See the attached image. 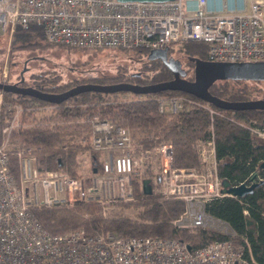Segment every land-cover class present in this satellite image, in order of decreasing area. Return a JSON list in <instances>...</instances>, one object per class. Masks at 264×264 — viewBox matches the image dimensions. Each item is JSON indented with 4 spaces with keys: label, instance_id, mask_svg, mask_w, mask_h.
Wrapping results in <instances>:
<instances>
[{
    "label": "built area",
    "instance_id": "1",
    "mask_svg": "<svg viewBox=\"0 0 264 264\" xmlns=\"http://www.w3.org/2000/svg\"><path fill=\"white\" fill-rule=\"evenodd\" d=\"M211 1L0 0V33L12 34L17 24L39 22L45 39L63 46L150 51L181 41H203L207 60L264 61V0H252L249 6L245 0ZM7 76L2 69L0 82H7ZM156 99L158 111L171 114L193 102L182 95L162 94ZM59 104L35 100L21 104L7 100L0 89V264H258L247 239L236 243L231 225L206 209L213 199L235 196L222 191L212 138L197 142L201 171L175 167L170 142H161L152 151L162 159L161 195L184 202L174 225L213 230L226 238L193 248L175 237L90 234L83 227L53 233L44 227L34 208L83 200L106 209L135 197L132 174L137 161L131 128L103 116L91 103H81L88 108L76 116L40 122L21 118L30 109L49 114ZM56 122L79 126L75 140L90 151L87 175L45 167L39 161V147L21 145L13 135L29 125ZM254 131L264 137V130ZM91 151L99 152V169Z\"/></svg>",
    "mask_w": 264,
    "mask_h": 264
},
{
    "label": "trees",
    "instance_id": "2",
    "mask_svg": "<svg viewBox=\"0 0 264 264\" xmlns=\"http://www.w3.org/2000/svg\"><path fill=\"white\" fill-rule=\"evenodd\" d=\"M28 47H62L75 48L49 43L44 36L41 23L34 22L27 26L17 24L11 34V48ZM207 43L203 41H181L167 46L168 55L185 57L187 74L193 62L189 56L206 59ZM134 51L144 58L140 70L128 72L122 67L118 73L106 78L91 77L84 81H60V77L47 71L33 72L29 79H12L20 85H30L48 92H61L74 85L92 82L110 84L129 82L149 84L168 80L173 77L171 70L160 59H148V49L118 48ZM141 59V58H140ZM1 78V72H0ZM24 79V80H23ZM248 80L223 79L216 80L209 90L212 94L227 100H244L264 98V86L247 84ZM262 82L264 80H253ZM162 94L182 95L193 102L186 103L175 114L158 111L157 96ZM7 99L26 104L28 101L51 103L30 95L4 91ZM123 96V97H122ZM128 96V97H124ZM68 102L73 105H68ZM81 103H91L103 116H107L127 125L137 133L138 147L149 148L167 141L172 145V162L177 168L199 170L202 168L197 151V142L212 138L217 159L218 175L221 179L237 184L246 181L249 175L258 170L264 178V168L259 163L264 160V138L257 135L254 129L264 130V109H224L207 104L206 101L180 90H164L157 93L136 94L130 91L100 92L85 91L62 101L58 109L49 114L39 113L34 109L24 111L21 118L25 120H50L76 116L87 109ZM208 105V106H207ZM213 108L210 112L208 107ZM78 125L56 122L51 124H33L14 132L21 145L38 146L39 161L47 168H63L70 175L77 176V156L88 148L75 140L79 134ZM134 136V135H133ZM74 140V141H73ZM94 163L99 169V152L91 151ZM61 161V165L59 162ZM14 168V164H13ZM152 181V175H148ZM146 174L134 171L132 182L135 202L132 208L134 215L121 212L104 216L98 203L78 200L71 206L39 207L33 211L39 221L53 233H61L68 229L83 227L87 233L112 231L118 236H164L175 237L188 242L191 247L198 248L209 241L224 239L226 235L207 229L178 228L173 220L184 210V202L180 199L164 198L154 189L150 194L142 190V180ZM158 175L155 185H158ZM206 209L223 219L236 231L234 241L242 243L247 239L252 255L258 264H264V181L257 184L251 193L244 196H224L209 201Z\"/></svg>",
    "mask_w": 264,
    "mask_h": 264
},
{
    "label": "water",
    "instance_id": "3",
    "mask_svg": "<svg viewBox=\"0 0 264 264\" xmlns=\"http://www.w3.org/2000/svg\"><path fill=\"white\" fill-rule=\"evenodd\" d=\"M140 1H166V0H140ZM148 59H160L171 70L173 77L168 80L153 82L149 84H136L129 82H115L110 84H99L86 82L74 85L61 92H48L30 85H20L17 82H0V89L23 95H30L51 103L62 101L85 91L119 92L130 91L136 94L157 93L164 90H180L190 93L209 104L224 109H264V98H253L244 100H227L212 94L209 87L216 80H264V61H212L199 57L189 56L188 59L194 63V75L192 79L186 77L187 71L182 62L168 55V48L151 49L147 54ZM61 165V161L59 162ZM259 168H264V160L259 163ZM96 167L93 168V171ZM258 178V170H254L246 181L234 185L229 181L222 180V191L235 195L244 196L251 193L254 187L263 182ZM142 190L145 194L152 192L151 178L142 180ZM190 247V246H188Z\"/></svg>",
    "mask_w": 264,
    "mask_h": 264
},
{
    "label": "rangeland",
    "instance_id": "4",
    "mask_svg": "<svg viewBox=\"0 0 264 264\" xmlns=\"http://www.w3.org/2000/svg\"><path fill=\"white\" fill-rule=\"evenodd\" d=\"M174 57V56H173ZM141 58V59H140ZM178 58V57H175ZM182 62V66L186 69L185 57L178 58ZM144 58L139 57L134 51L122 50L118 48H62V47H28V48H11V34L7 31L0 33V72L5 69L12 79L25 80L29 79L30 74L33 72L47 71L50 74H55L60 77V81L67 82L71 80L84 81L91 77H102L115 75L126 67L128 72H135L140 70ZM250 85H258L263 87L262 82H254L253 80L246 81ZM123 97V96H122ZM128 97V96H124ZM9 100V99H7ZM134 143L137 142V133H133ZM262 137V136H261ZM264 138V137H263ZM16 140H18L16 138ZM19 142V140H18ZM165 142V141H162ZM161 143V142H160ZM159 144V143H158ZM157 145V144H156ZM155 145V146H156ZM149 153H142L143 147L135 145L134 157L137 161L135 171L152 175V189L157 193L162 194L161 186L155 185V176L158 175V167L162 162L161 156L152 151ZM85 155L77 156V173L87 175L88 167L91 162L89 149L83 150ZM68 172L67 170L61 168ZM202 168L199 170L201 171ZM69 173V172H68ZM149 177V176H148ZM136 197L132 201L119 202L114 207L101 208V212H105L104 216L110 213L121 212L129 215L135 214V209L129 202H135Z\"/></svg>",
    "mask_w": 264,
    "mask_h": 264
},
{
    "label": "flooded vegetation",
    "instance_id": "5",
    "mask_svg": "<svg viewBox=\"0 0 264 264\" xmlns=\"http://www.w3.org/2000/svg\"><path fill=\"white\" fill-rule=\"evenodd\" d=\"M190 67L191 68H190L189 74H186V77L189 78V79H192L193 78V75H194V63Z\"/></svg>",
    "mask_w": 264,
    "mask_h": 264
},
{
    "label": "crops",
    "instance_id": "6",
    "mask_svg": "<svg viewBox=\"0 0 264 264\" xmlns=\"http://www.w3.org/2000/svg\"><path fill=\"white\" fill-rule=\"evenodd\" d=\"M251 1H252V0H245L246 5L249 6V4H250ZM210 3H214V0H212Z\"/></svg>",
    "mask_w": 264,
    "mask_h": 264
}]
</instances>
